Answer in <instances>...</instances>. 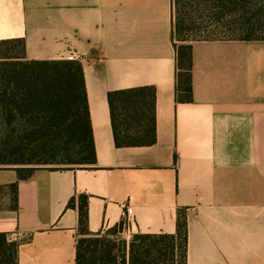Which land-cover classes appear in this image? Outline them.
<instances>
[{
    "label": "crops",
    "instance_id": "0c3cea01",
    "mask_svg": "<svg viewBox=\"0 0 264 264\" xmlns=\"http://www.w3.org/2000/svg\"><path fill=\"white\" fill-rule=\"evenodd\" d=\"M18 39L27 61L82 64L96 162L28 179L0 167L17 264L76 263L81 196L92 235H175L183 210L186 264H264V41L194 42L193 101L179 103L173 0H0V41ZM145 87L156 141L119 147L108 94Z\"/></svg>",
    "mask_w": 264,
    "mask_h": 264
},
{
    "label": "trees",
    "instance_id": "16d2710c",
    "mask_svg": "<svg viewBox=\"0 0 264 264\" xmlns=\"http://www.w3.org/2000/svg\"><path fill=\"white\" fill-rule=\"evenodd\" d=\"M178 22L173 38L176 53L175 98L193 101L192 44L214 33L202 29L204 17L214 19L232 38L264 41V0H175ZM196 16L200 26L194 28ZM197 21V22H198ZM20 55L1 53L0 59V166H13L28 179L35 165H93L96 162L82 64L76 60L27 61L24 41ZM108 102L115 144L119 147L152 145L156 141L153 88L110 92ZM16 184H11L16 200ZM68 207H74L72 198ZM87 197L79 203V238L75 264H111L113 245L87 228ZM123 224L108 233L121 232ZM15 243L0 234V264H17ZM187 222L179 211L175 235H134L125 244L122 264H186Z\"/></svg>",
    "mask_w": 264,
    "mask_h": 264
},
{
    "label": "rangeland",
    "instance_id": "374dc122",
    "mask_svg": "<svg viewBox=\"0 0 264 264\" xmlns=\"http://www.w3.org/2000/svg\"><path fill=\"white\" fill-rule=\"evenodd\" d=\"M191 18V22L192 24H195L194 28H196L197 26L199 27L201 24V28L202 29H210L213 30L214 33L211 34V37L209 39H213V40H229L232 37L227 34V31L222 29L221 24L222 21H220V25L215 21L214 19H210L207 17L202 18V20L199 22L198 18L196 16H192ZM178 12H177V7H176V3L175 0H173V26L174 29L177 26V22H178ZM198 21V22H197ZM200 23V24H199ZM0 52L1 53H9L10 55L16 56V55H20L21 54V47L19 46V44L17 43H11V44H6L0 47ZM7 59H0L1 61H5ZM46 167V166H65L64 164H49V165H35L33 166L34 168H38V167ZM0 167H8V166H0ZM9 167H13V166H9ZM102 235H104L106 238H108V240L110 241V244L113 245V255L112 256H117L118 259L116 262H112L111 264H122V254L125 251V244H126V239L124 238V235L121 234L120 232L117 233H108V232H104Z\"/></svg>",
    "mask_w": 264,
    "mask_h": 264
},
{
    "label": "built area",
    "instance_id": "2783aa9c",
    "mask_svg": "<svg viewBox=\"0 0 264 264\" xmlns=\"http://www.w3.org/2000/svg\"><path fill=\"white\" fill-rule=\"evenodd\" d=\"M13 243H15L16 241H19L20 237L19 236H13L12 238Z\"/></svg>",
    "mask_w": 264,
    "mask_h": 264
}]
</instances>
